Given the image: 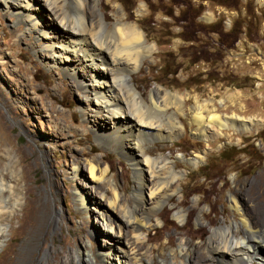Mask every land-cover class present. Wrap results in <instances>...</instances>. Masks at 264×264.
Segmentation results:
<instances>
[{
	"label": "rangeland",
	"instance_id": "1",
	"mask_svg": "<svg viewBox=\"0 0 264 264\" xmlns=\"http://www.w3.org/2000/svg\"><path fill=\"white\" fill-rule=\"evenodd\" d=\"M27 2L32 18L48 35L27 26L17 0H0V176L15 188L1 219L5 232L0 264H134L119 249H133L143 264H158L161 251L166 257L186 237L201 247L211 229L221 224L237 222L241 234L246 233L241 216L263 227L264 216L246 203L244 190L259 180L264 191V125L249 133L225 128L221 135L209 127L202 137L193 113L197 105H205L220 116L264 121V0L90 2L97 17L103 15L107 22L114 14L135 21L147 43L155 45L130 78L142 97L147 100L155 89L191 96L179 114L183 131L171 140L142 143L151 155L161 153L175 161L179 186L163 203L158 222L151 220L140 229L138 240L118 211L106 212L107 184L91 180L84 163L95 159L109 165L107 177L117 180L118 203L125 205L133 198V166L115 140L103 137L110 123L104 112L96 111L93 96L83 91L86 67L72 56L45 64L53 55L49 41L66 43L68 36L55 33L54 27L64 31V26L42 0ZM190 110L191 124L185 118ZM201 112L206 125V111ZM197 153L201 159L196 164L176 158ZM143 191L148 199L147 188ZM232 194H239L241 215L231 206ZM80 195L84 207L78 204ZM95 199L102 204L96 205ZM256 201L262 208L264 193ZM191 207L195 209L187 219L172 216ZM110 219L121 223L122 239L110 232ZM175 232L168 241V234Z\"/></svg>",
	"mask_w": 264,
	"mask_h": 264
},
{
	"label": "bare ground",
	"instance_id": "2",
	"mask_svg": "<svg viewBox=\"0 0 264 264\" xmlns=\"http://www.w3.org/2000/svg\"><path fill=\"white\" fill-rule=\"evenodd\" d=\"M42 1L43 6L51 11L56 20L64 26V31L54 27L55 33L62 37L68 36L66 43L61 41L55 43L56 41H52L53 39L49 41L47 47L53 55L50 61H45V64L52 66L72 56L86 67V83L81 82V86L84 92L93 96L96 111L104 112L105 118L110 123L109 130L106 132L107 134H103V137L115 140L120 151L125 154L133 166L132 199L135 201L131 204V199L126 205L118 203L122 198L119 194L117 180L107 177L109 165L102 162L97 163L95 159L87 160L84 163L85 170L91 180L106 182L110 197L104 196L105 192L101 193V196H104L106 200L108 209L106 212L109 209L118 211L121 214L122 224L132 237L138 240L140 229L151 220L158 222L159 214L165 206L163 203L170 201L179 186V173L175 169V161L161 153L156 156L151 155L145 151L142 143L147 140L150 142L163 139L171 140L180 131H183L184 125L179 114H182V106H185L191 96L186 95L187 98H185L184 95L165 89H155L149 94L147 100L142 97L141 92L130 78L139 67L142 58L153 53L155 45L147 43L142 29L135 21H126L122 15L114 14V20L107 22L103 15L97 17V14L89 6L93 0ZM17 2H19L20 10H23L22 12L25 10L22 18L26 20L27 26L35 28L41 34L48 35L46 30L39 28L38 21L32 18L28 11L27 0H17ZM17 13L20 15L21 11L17 10ZM207 16V19L212 18L210 13ZM49 37L50 39L56 38L53 35ZM72 73L74 72L72 71ZM170 107H172V111H169ZM201 110L206 111V125H203L204 119ZM185 118L191 124V110ZM193 122L199 126V134L202 137L207 136L209 127L213 128L216 135H221V130L225 128H231L234 132L249 133L252 129H258L264 125L262 119L243 120L236 114L220 116L215 113L214 107L207 109L205 105L196 106ZM143 128H149L150 133L148 130H146L147 133L144 132ZM176 158L187 161L189 164H196L201 159V155L197 153L189 159L183 155H177ZM74 171H77V168H74ZM144 174L151 178V182H147L149 180ZM144 188H147L148 199L144 198ZM14 191L13 186L5 183L4 176H0V241L5 232V224L1 222V219L7 210L5 207L9 199L6 198L14 200ZM244 192L247 194L245 195L246 203L255 206L256 213L259 212L258 215L264 216V206L258 207L256 201L260 194L264 193L261 181L256 180L249 183ZM242 193L243 190L240 195ZM248 194L252 198H249ZM238 197L239 194H232L229 200L231 199L232 208L241 215V203L239 204ZM97 199L94 200V203L100 206L102 203ZM77 200L78 204L84 207L85 200L81 195L77 196ZM178 204L183 205V202ZM194 209L191 207L186 214L182 210L172 211V216L181 221L184 218L187 219L189 212ZM105 216L106 213L101 215L102 218ZM198 218L199 215L195 220L197 221ZM236 223L232 221L229 225L221 224L212 228L209 235L200 244L202 248L193 245L192 237H186L185 244L175 251L171 250L166 257L162 255L161 251L158 264H264V229H262L264 225L258 227L252 224L248 217L241 216L240 224L246 231L241 234ZM120 227L121 223L110 219L108 228L110 232L114 230V234L118 238L122 231H120ZM109 230L106 231L109 232ZM176 234L178 233H170L168 237H165L169 241ZM122 238L123 235L119 239ZM118 252L122 258H132L134 264H143V257L141 259L135 256L133 249H119ZM150 252L153 250L151 249ZM260 257L263 260H258ZM196 258L199 260L196 261Z\"/></svg>",
	"mask_w": 264,
	"mask_h": 264
},
{
	"label": "trees",
	"instance_id": "3",
	"mask_svg": "<svg viewBox=\"0 0 264 264\" xmlns=\"http://www.w3.org/2000/svg\"><path fill=\"white\" fill-rule=\"evenodd\" d=\"M221 153H225V150H223Z\"/></svg>",
	"mask_w": 264,
	"mask_h": 264
}]
</instances>
